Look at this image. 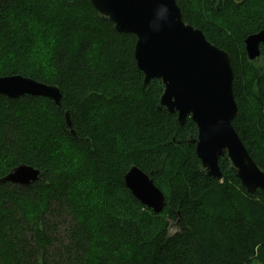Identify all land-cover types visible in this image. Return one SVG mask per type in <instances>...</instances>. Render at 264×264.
I'll return each instance as SVG.
<instances>
[{
    "label": "trees",
    "instance_id": "trees-1",
    "mask_svg": "<svg viewBox=\"0 0 264 264\" xmlns=\"http://www.w3.org/2000/svg\"><path fill=\"white\" fill-rule=\"evenodd\" d=\"M176 3L229 54L232 126L264 171V50L250 62L243 43L264 28V0ZM135 42L89 0H0V76L61 93L60 106L0 95V178L20 164L41 171L26 186L0 182V264H264V194L222 158V179L199 171L196 125L157 109L164 86L144 83ZM132 166L165 195L160 213L125 186Z\"/></svg>",
    "mask_w": 264,
    "mask_h": 264
},
{
    "label": "water",
    "instance_id": "water-1",
    "mask_svg": "<svg viewBox=\"0 0 264 264\" xmlns=\"http://www.w3.org/2000/svg\"><path fill=\"white\" fill-rule=\"evenodd\" d=\"M102 20L110 21L121 33L135 38L134 60L144 75V83L161 80L164 89L157 109L165 108L177 115L183 125L189 117L197 135L189 137L205 176L222 179V158L249 194H264V171L254 162L232 126L238 113L234 99L233 72L227 52L210 43L203 33L185 23L176 0H89ZM165 6L163 19L157 10ZM244 52L250 62L259 60L264 50V28L246 36ZM0 95L17 98L41 96L61 105L58 87L21 75L0 76ZM41 171L20 164L13 167L0 182L26 186L38 180ZM152 174L132 166L124 175L125 186L132 195L160 213L166 204L163 192L154 184Z\"/></svg>",
    "mask_w": 264,
    "mask_h": 264
},
{
    "label": "clouds",
    "instance_id": "clouds-1",
    "mask_svg": "<svg viewBox=\"0 0 264 264\" xmlns=\"http://www.w3.org/2000/svg\"><path fill=\"white\" fill-rule=\"evenodd\" d=\"M167 12V8L165 6H161L158 10H157V17L159 19H163L165 17V14Z\"/></svg>",
    "mask_w": 264,
    "mask_h": 264
},
{
    "label": "rangeland",
    "instance_id": "rangeland-1",
    "mask_svg": "<svg viewBox=\"0 0 264 264\" xmlns=\"http://www.w3.org/2000/svg\"><path fill=\"white\" fill-rule=\"evenodd\" d=\"M176 230V227H175V222L173 221H169V227H168V232L170 234L174 233Z\"/></svg>",
    "mask_w": 264,
    "mask_h": 264
},
{
    "label": "snow or ice",
    "instance_id": "snow-or-ice-1",
    "mask_svg": "<svg viewBox=\"0 0 264 264\" xmlns=\"http://www.w3.org/2000/svg\"><path fill=\"white\" fill-rule=\"evenodd\" d=\"M0 87H3V82H0Z\"/></svg>",
    "mask_w": 264,
    "mask_h": 264
},
{
    "label": "flooded vegetation",
    "instance_id": "flooded-vegetation-1",
    "mask_svg": "<svg viewBox=\"0 0 264 264\" xmlns=\"http://www.w3.org/2000/svg\"><path fill=\"white\" fill-rule=\"evenodd\" d=\"M262 49V48H261Z\"/></svg>",
    "mask_w": 264,
    "mask_h": 264
}]
</instances>
